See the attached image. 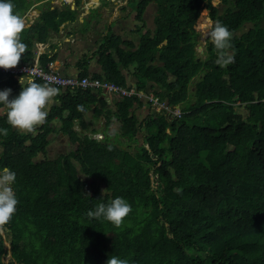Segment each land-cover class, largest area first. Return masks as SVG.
<instances>
[{
    "label": "trees",
    "instance_id": "trees-1",
    "mask_svg": "<svg viewBox=\"0 0 264 264\" xmlns=\"http://www.w3.org/2000/svg\"><path fill=\"white\" fill-rule=\"evenodd\" d=\"M37 1L11 3L22 17L30 7L40 8ZM82 1L75 0L76 6ZM131 2L142 21L145 1ZM156 3L154 29L138 24L137 34L143 32L137 43L104 37L95 51L100 73L87 71L86 53L77 66L78 76L126 86L122 69L132 65L137 90L144 96L151 91L166 108L153 110L148 99L132 94L116 95L108 110L101 88L64 89L41 76L33 79L60 93L34 132L12 128L0 105V129L8 131L0 133V170L16 173L12 188L18 200L4 226L7 246L0 234V264H106L109 256L128 264H264V0H222L219 12L212 0ZM63 4L60 9L44 2L25 26L20 38L27 50L19 64L36 60L47 72L68 75L49 67L54 55L36 58L34 44L61 31L60 39L78 32L88 39L92 19L101 17L99 8H91L93 16L79 21L76 9ZM203 6L233 33L235 62L227 67L215 63L210 39L205 56L197 54L193 28ZM75 19L76 26L63 24ZM19 77L0 71V91L10 88L9 99L21 91ZM144 107V116L136 113ZM87 109L103 117L106 127L115 118L118 130L78 136L71 126L87 127ZM65 122H72L67 131L74 149L45 156L49 135ZM117 197L132 208L121 226L87 217L98 203Z\"/></svg>",
    "mask_w": 264,
    "mask_h": 264
},
{
    "label": "clouds",
    "instance_id": "clouds-1",
    "mask_svg": "<svg viewBox=\"0 0 264 264\" xmlns=\"http://www.w3.org/2000/svg\"><path fill=\"white\" fill-rule=\"evenodd\" d=\"M200 28L201 35L210 38L214 45L217 55L215 63L221 68L233 64L235 52L230 51L233 49L231 43L233 33L218 20L208 19L206 22H201ZM24 29L25 22L20 15L14 13V5L11 0H0V68L7 71L19 65L27 50V45L22 43L20 38ZM26 72L28 73L27 78L25 75L19 78L21 91L16 97L9 99L12 92L10 88L0 91V105L6 108L7 123L25 134L34 132L37 126L45 123L48 109L54 102V98L60 93V90L50 86V83L35 82L29 69H26ZM121 86L124 88L135 87V85ZM101 91L112 93L102 89ZM77 109L83 111V105H78ZM0 133L7 136L8 131L0 129ZM109 150H111V146H109ZM15 181L16 173L10 168L4 167L0 170V232L4 231V226L11 221L17 211L18 200L12 188ZM102 191L104 195L107 190ZM131 211V205L125 199L117 197L108 203H98L86 215L89 219L103 218L119 227ZM106 264H128V261L117 256H109Z\"/></svg>",
    "mask_w": 264,
    "mask_h": 264
},
{
    "label": "crops",
    "instance_id": "crops-1",
    "mask_svg": "<svg viewBox=\"0 0 264 264\" xmlns=\"http://www.w3.org/2000/svg\"><path fill=\"white\" fill-rule=\"evenodd\" d=\"M127 0H88V3L86 5L85 10H80L77 13V18L79 21L82 20L83 17H89L88 16V8L92 5L94 2V7L98 4L102 5V15L104 17V26L102 29L97 30L95 33H90L89 38L86 41L87 42V48L85 50H82L80 54L77 53V49L72 50L76 46V42L73 41L77 39L75 36L70 39L69 36L66 34L62 39H60V33L63 34V31L59 33L58 37L52 38V40H47L43 43H35L34 44V54L36 58L41 53H47L49 56L54 55V60L51 62L54 68H58L62 70L64 73L68 75L77 76L79 75V68L77 66V62L79 61L80 56L82 53H86L87 57V71L89 73H100L102 71L101 65L97 59V54H95L96 49L99 47L100 43L104 42V37L110 36V35H117L123 40L127 41H135L133 43H137L138 40V34L136 32V26L140 23L143 24V29L145 27V22L149 24L150 30L154 29V13L150 15V19L147 17H144L146 15H142V21H138L135 18V9L133 7H126L124 5ZM130 4L133 5L131 3ZM41 2V1H40ZM37 1L34 3V5H38L40 3ZM56 2L58 3V0H52V3ZM64 2L68 3V5L71 4V0H65ZM36 12V13H35ZM34 13V15H32ZM37 14L36 9H33L30 7L27 12L22 16L25 26H28L33 19L35 18ZM77 22V21H76ZM65 23H67V20H65ZM149 29V28H146ZM145 29V30H146ZM127 31V33H126ZM126 33V34H125ZM56 36V35H55ZM81 39V38H80ZM73 41V42H71ZM71 51L73 53H71ZM75 54V55H74ZM122 72L125 73L126 77V85H136V82L138 81V78L132 74V70L129 68H123ZM102 96H104V99L106 100V106L108 110H111L113 107V101L116 99V95L114 93H104L102 92ZM148 112L147 108H137L136 113L140 115H145ZM92 109H87L84 115L85 123L87 124V127L83 126L79 122H65L62 129L58 131L59 137L61 140L69 141L70 144H72V140H70V134L67 131V127L69 123H72L71 129L76 132L78 136H82V133H86L88 135L91 134L92 129H97L96 133L93 135H98L99 132H112L114 131V124L117 123L115 118H111L110 124L108 127L105 126L104 118L100 117L98 119L94 118ZM53 125L55 127H58V124L56 121L53 122ZM55 137L54 133H51L49 135V138L52 140ZM56 137V138H57Z\"/></svg>",
    "mask_w": 264,
    "mask_h": 264
},
{
    "label": "built area",
    "instance_id": "built-area-1",
    "mask_svg": "<svg viewBox=\"0 0 264 264\" xmlns=\"http://www.w3.org/2000/svg\"><path fill=\"white\" fill-rule=\"evenodd\" d=\"M49 67H51L49 65ZM26 69H29L33 75L35 76H41L44 80L48 82H55L60 84L64 89H76V88H87V87H93V88H101L104 91L112 92L117 95H137L142 97V91L141 93H138L139 90H137L135 87L130 88H124L121 85L107 80L105 78H97V77H89V76H72L67 75L64 76L62 73H59L58 71H54L50 69L52 72L45 71L42 66H38L37 64H31L28 63H21L16 68L10 69V70H4L0 68V71L5 74H14L22 76L23 74L27 77L28 73L26 72ZM145 94V93H144ZM145 99H148L149 102H151L152 105L158 107V108H166L167 104L166 101H159L156 96L150 92L149 94H145Z\"/></svg>",
    "mask_w": 264,
    "mask_h": 264
},
{
    "label": "rangeland",
    "instance_id": "rangeland-1",
    "mask_svg": "<svg viewBox=\"0 0 264 264\" xmlns=\"http://www.w3.org/2000/svg\"><path fill=\"white\" fill-rule=\"evenodd\" d=\"M214 3H216L217 2V0H214L213 1ZM54 4H57L56 2H53ZM132 3V2H131ZM133 4V3H132ZM131 5V4H130ZM218 5V12H219V10H220V8H221V5H219V4H217ZM36 13V12H35ZM203 13V14H202ZM202 15L200 14L199 15V17L197 18V20H196V23H195V26H194V28H193V30H195V31H197V40H198V44H197V54L200 56V57H204L205 56V51H204V46H205V43L210 39V38H202L201 37V28H200V23L201 22H206L208 19H211L210 17H209V14L206 12V10H205V8H203L202 9ZM32 15H34V13L32 14ZM142 15H146V16H144V17H147V19L149 18L150 19V15H151V13H150V11H148V13L147 14H142ZM142 18H143V16H142ZM212 21H214L213 19H211ZM77 20L75 19L74 20V23L75 24H77V22H76ZM140 24H142V23H140ZM146 28H149L150 29V27H149V24L147 23V22H145V27H144V29H146ZM140 32H143L142 31V29H140ZM140 32H138V35H139V38H140V36H141V34H139ZM126 33H127V31H126ZM125 33V34H126ZM60 35L62 36L63 34L62 33H60ZM137 35V36H138ZM77 39H75V40H73V41H75L76 42V46L74 47V48H72V50H75V49H77V53L78 54H80V52L82 51V50H85L86 48H87V38H83V36L81 35V32H78L77 33V36H75ZM88 37H89V35H88ZM81 38V39H80ZM49 40H52V38L51 37H49ZM73 41H71V42H73ZM89 41V40H88ZM45 42V41H44ZM132 42H135V41H132ZM38 43H43V42H38ZM199 45H200V47H199ZM71 53H73L72 51H71ZM75 55V54H74ZM31 63V62H30ZM31 64H38L37 63V61L36 60H34V61H32V63ZM51 67H53V65H52V63H50L49 64ZM54 68V67H53ZM130 70H132V65H130L129 67H128ZM64 73V72H63ZM22 76H24V74L22 75ZM21 77V76H20ZM19 77V78H20ZM26 77V76H25ZM195 79H196V77H194L193 79H192V82H190V84H189V87L192 89L193 88V82L195 81ZM131 85V84H130ZM150 89V88H149ZM151 91H149V93H150ZM138 93H141V91H138ZM142 98L143 99H145V97L142 95ZM152 109L153 110H159V108L158 107H156V106H152ZM176 112V111H175ZM113 130H118V125H117V123H115L114 124V128H113ZM59 135V133H55V137L51 140V143L49 144V147H48V151L46 152V154H45V156H48V157H55L56 155H57V153H59V152H63V153H67V152H70V151H72L73 149H74V147H75V143H73L72 142V144H70V142L69 141H66V140H61L59 137H57ZM94 136V135H93ZM141 136H142V134H139V138H141ZM57 137V138H56ZM95 137H103V133H100L99 132V134L98 135H95ZM131 148V147H130ZM131 149H133V148H131ZM44 155H39V157L38 158H42ZM79 175L80 176H82L81 175V173L79 172ZM83 178H87V177H83ZM102 186H103V184H102ZM0 234L3 236V238H2V243L5 245V246H7L8 245V239L7 238H5L4 236V232H0ZM8 254H6V257H4V260L6 261V260H8Z\"/></svg>",
    "mask_w": 264,
    "mask_h": 264
},
{
    "label": "flooded vegetation",
    "instance_id": "flooded-vegetation-1",
    "mask_svg": "<svg viewBox=\"0 0 264 264\" xmlns=\"http://www.w3.org/2000/svg\"><path fill=\"white\" fill-rule=\"evenodd\" d=\"M41 1V2H40ZM65 0H58V3L57 4H54V3H52V0H39V2L40 3H42L41 5H40V8H38V9H36V11H37V14L36 15H39V13L42 11V9H43V7H44V5H43V3L45 2L46 4L47 3H49L50 5H51V7H58V8H60V9H63V8H65L66 6L63 4V2H64ZM143 1H145V5H144V8H143V14H147L148 13V11H150V13H154V15H156L157 14V3H156V0H136V4H138V3H140V2H143ZM212 1H214V0H212ZM71 3H72V5L73 6H71V4H70V7L71 8H74V10L76 9V13H78V11H80V10H85V8H86V5H87V3H88V0H84V1H82V3H79L77 6H76V4H75V0H71ZM214 3V2H213ZM214 4H219V5H221L222 4V0H217V2L216 3H214ZM94 5V2L92 3V5L90 6V7H87L88 8V13L89 12H91V8H99V10H100V16H101V21L99 22V24L98 25H96V26H94L95 28H94V30L92 31V33H95L97 30H99V29H102V27L104 26V17H103V15H102V10H101V8H102V5H100V4H98L97 6H93ZM124 5H126V7H128V8H130V7H133L134 9L136 8L135 6H133V5H130V1L129 0H127L126 1V3L124 4ZM203 8H205V10H206V12L208 13V8H206V6H203ZM202 8V9H203ZM202 9H201V11H200V14L202 13ZM95 12H96V10H95ZM137 12V10L135 9V13ZM199 14V15H200ZM88 16L89 17H87L88 19L90 18V17H92L93 15H89L88 14ZM36 17V16H35ZM67 23H71L72 25H74V26H76L77 24H75L74 23V21H69V20H67ZM63 24L65 25L66 23H65V21H63ZM63 24H61V26H63ZM67 26V25H66ZM74 27L72 26L71 27V29H73ZM89 38V37H88Z\"/></svg>",
    "mask_w": 264,
    "mask_h": 264
},
{
    "label": "water",
    "instance_id": "water-1",
    "mask_svg": "<svg viewBox=\"0 0 264 264\" xmlns=\"http://www.w3.org/2000/svg\"><path fill=\"white\" fill-rule=\"evenodd\" d=\"M101 17V16H100ZM99 20H97V19H92V26L90 27L91 28V30L93 31L94 30V26H96V25H98L99 24V22H98ZM201 37L203 38V36L201 35ZM205 38V37H204ZM199 47H200V45H199Z\"/></svg>",
    "mask_w": 264,
    "mask_h": 264
}]
</instances>
